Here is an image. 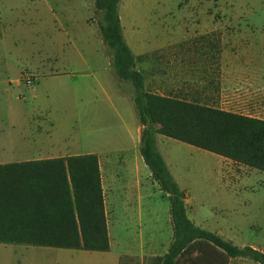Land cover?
Returning a JSON list of instances; mask_svg holds the SVG:
<instances>
[{"label":"rangeland","instance_id":"1","mask_svg":"<svg viewBox=\"0 0 264 264\" xmlns=\"http://www.w3.org/2000/svg\"><path fill=\"white\" fill-rule=\"evenodd\" d=\"M95 1L0 0V135L7 137L14 132L15 143L21 144L19 136L30 144L38 134L47 138L41 134L50 135L52 129L51 141L74 153L122 146L121 120L116 112L121 104L115 99L109 104L103 97L105 89L111 95L115 93L112 79L103 72L106 57H101L97 39L101 35V15ZM192 16L214 18L215 23L205 25H218L223 32L264 31V0H122L120 6L123 33L132 43L137 34H142V40L150 43L166 46V42H175L181 46L182 38H188L194 26L201 24L189 22ZM86 18L98 30L96 39ZM71 21L75 22L74 30L70 29ZM59 23L68 24V35ZM65 72L71 75L42 79ZM113 76L120 92L133 97L132 86ZM160 145L174 178L191 198L200 192L213 198L226 192L236 194L232 217L237 221L238 236L234 245L264 248V216L260 214L264 207V173L166 137ZM101 166L111 254L0 244V264H114L118 230L132 228L125 212L139 206L134 196L144 201L149 226L164 220L170 207L168 196L153 180L141 155L127 160L122 151L109 153L101 159ZM125 263L143 264L134 256L122 260ZM232 264L256 263L243 259Z\"/></svg>","mask_w":264,"mask_h":264},{"label":"trees","instance_id":"2","mask_svg":"<svg viewBox=\"0 0 264 264\" xmlns=\"http://www.w3.org/2000/svg\"><path fill=\"white\" fill-rule=\"evenodd\" d=\"M121 2L96 0L95 7L111 69L134 91L143 127L141 157L170 203L173 242L153 264H230L235 259L264 264V252L238 247L194 225L186 192L157 145V136H163L264 173V121L148 93L124 37ZM0 244L109 252L99 158L89 154L0 165Z\"/></svg>","mask_w":264,"mask_h":264},{"label":"crops","instance_id":"3","mask_svg":"<svg viewBox=\"0 0 264 264\" xmlns=\"http://www.w3.org/2000/svg\"><path fill=\"white\" fill-rule=\"evenodd\" d=\"M188 19L189 22L201 23L202 25L194 26V30L189 33V37L182 38L184 42H181V46H176L175 42L173 44L166 42V46L157 45L158 42L150 43L142 40V34H137L132 43L131 37L124 34L127 44L137 59L136 68L144 75L148 93L198 104L244 118L264 121V31L241 30L223 32L218 25H205L206 22L215 23L216 20L214 18H208L207 20L206 17L196 18L192 16ZM85 23L94 29L96 39L98 30L87 22V18ZM62 26H65V28ZM69 26L70 29L73 27L74 30L76 27L75 22L71 21ZM69 26L68 24L61 25L63 28L62 32L66 35H68ZM55 30L59 32L57 28ZM100 36L99 34L97 39L102 47L101 53L103 56L101 57L103 59L106 57V62L104 61L103 64L105 65L103 72L112 79V83H114L113 92L115 93L111 95L110 91L105 89L103 90V97L109 104H113L115 102L114 99L121 104L120 108H116V112L121 120L122 146L113 147L110 150L102 146V149L98 147L87 152L74 153L69 151V148L66 150L59 148L56 143L51 141L53 139L52 129L49 132L50 135L46 132L41 134L47 137L44 139L40 138V134L36 131L38 134L37 138H34L35 140L33 139L30 144H26L24 142L25 139L19 136L18 140L21 141V144L15 143L14 140L17 134L12 132L9 136L6 135L7 137L0 135V165L92 154L99 158L102 174L101 159L109 153L122 151L127 160L134 155L138 159V156L141 155L143 127L137 117L132 96L121 93L114 80L111 62ZM166 36L168 35L166 34ZM68 38L71 37L68 36ZM85 63H88L87 60ZM70 75L71 73L65 72L60 76L49 75L42 79L68 77ZM162 137L157 136L158 149L172 173L170 163L161 150L160 140ZM164 143L162 142L161 144ZM224 160L234 163L227 159ZM102 186L104 190L103 174ZM183 191L186 192L187 215L194 225L236 244L238 225L236 219L232 217V212L234 213L236 210V194L226 192L213 198L210 193L200 192L198 196L191 198L186 190ZM133 199L135 204L138 203L139 206L126 211V215H124L125 219L128 220L129 227L131 228L132 226L131 229L133 231L119 228L117 235L119 248L118 253L114 257V264H122V260L125 262L130 256H134V260L140 259L143 264H150L154 258L163 257L173 242L170 207L167 209L164 220L152 227L147 224L149 222L144 217V201L142 198L138 197L137 200V196H134ZM260 214L264 216V207L260 209ZM108 231L111 248L106 253L111 254L112 241L109 224ZM130 244L134 247L131 248ZM238 246L246 247L245 245ZM250 247L264 252L262 247L254 245ZM235 260H230V264Z\"/></svg>","mask_w":264,"mask_h":264},{"label":"built area","instance_id":"4","mask_svg":"<svg viewBox=\"0 0 264 264\" xmlns=\"http://www.w3.org/2000/svg\"><path fill=\"white\" fill-rule=\"evenodd\" d=\"M29 83H31V82H29Z\"/></svg>","mask_w":264,"mask_h":264}]
</instances>
